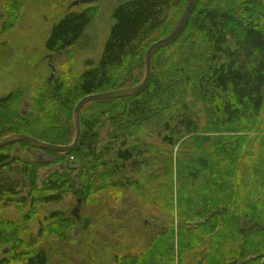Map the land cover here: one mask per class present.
Masks as SVG:
<instances>
[{
    "label": "trees",
    "instance_id": "1",
    "mask_svg": "<svg viewBox=\"0 0 264 264\" xmlns=\"http://www.w3.org/2000/svg\"><path fill=\"white\" fill-rule=\"evenodd\" d=\"M186 2L118 3L99 58L85 60V68L71 78L45 84L29 113L20 110V88L0 95V139L24 133L54 144L71 143L75 104L88 93L139 84L147 47L171 31ZM18 10L13 2L8 25ZM95 14L93 9L65 13L52 25L45 47L69 48ZM80 122L79 142L68 152L26 141L0 148V171L19 163L28 182L23 194L0 179V264L48 263L46 250L17 219L21 213H30L26 220L31 221L40 205L59 202L65 194L91 203L117 188L179 218L140 255H116L117 264L261 263L264 0H196L178 35L153 52L147 85L131 96L86 103ZM107 122L114 132L96 150ZM30 151L48 160L30 157ZM55 163L65 170L52 173L36 189L38 168ZM75 167L78 172L72 175ZM49 213L36 236L63 238L74 219L57 209Z\"/></svg>",
    "mask_w": 264,
    "mask_h": 264
},
{
    "label": "rangeland",
    "instance_id": "2",
    "mask_svg": "<svg viewBox=\"0 0 264 264\" xmlns=\"http://www.w3.org/2000/svg\"><path fill=\"white\" fill-rule=\"evenodd\" d=\"M74 1L0 0V95L20 88V110L25 114L29 113L33 98L45 84L60 77L71 78L85 68V60L99 58L109 34L114 6L132 0L72 4ZM13 2L18 3L19 10L15 13L16 20L8 25V8ZM87 9L95 10V17L75 44L59 51H50L45 47L52 25L62 15ZM156 36L158 32L151 35L152 38ZM113 132L114 126L107 122L100 130L96 150L108 143ZM28 155L41 160L47 157L31 151ZM70 159L73 160V157ZM19 168L20 164L17 163L2 169L0 179L24 194L28 182ZM77 169L75 167L72 175L78 172ZM64 170L62 163L39 167L36 189L41 190L43 180L52 173H62ZM55 209L64 211L66 216L70 215L75 224L63 232V238H53L49 234L36 236L39 223L45 221L49 212ZM74 209L79 221L72 213ZM30 215L21 213L17 219L20 224L29 227L28 231L38 240L39 247L46 250L47 264H117L116 255L118 258L140 255L164 227L172 222L176 226L179 221L178 217L161 207L135 197L131 190L123 193L119 188L106 190L91 203L78 202L75 195L68 193L59 202L40 205L39 213H35L31 221L26 220Z\"/></svg>",
    "mask_w": 264,
    "mask_h": 264
},
{
    "label": "water",
    "instance_id": "3",
    "mask_svg": "<svg viewBox=\"0 0 264 264\" xmlns=\"http://www.w3.org/2000/svg\"><path fill=\"white\" fill-rule=\"evenodd\" d=\"M94 1H97V0H76L72 4L90 3ZM195 1L196 0H187L185 7L183 9V12L181 13L179 19L177 20L176 24L171 29V31L165 36L153 41L147 47L145 51V55H144L145 74H144L142 81L139 84L130 86V87L107 90V91H102V92H97V93H88L85 96H83L75 104L73 111H72L73 122H74V127H75V134H74V138L71 143L67 145L54 144V143H50L47 141L39 140L33 136H30L24 133H13V134H9L3 137L2 139H0V148L10 143H13V142L26 141L35 147L43 148V149H47V150L55 151V152H68V151L73 150L78 144L80 135H81L80 111L82 107L90 101L126 97V96L134 95L138 93L139 91H141L147 85L150 79V76H151V59H152L153 52L158 47L171 42L178 35L182 27L184 26L187 18L189 17ZM47 160L48 159H43L41 161H47ZM260 264H264V254H263Z\"/></svg>",
    "mask_w": 264,
    "mask_h": 264
},
{
    "label": "flooded vegetation",
    "instance_id": "4",
    "mask_svg": "<svg viewBox=\"0 0 264 264\" xmlns=\"http://www.w3.org/2000/svg\"><path fill=\"white\" fill-rule=\"evenodd\" d=\"M76 200L78 201V202H80V201H82L83 202V200H81L80 198H78L77 199V197H76ZM72 213H74L75 215V219H77V221H79L78 219H79V217H78V214L76 213V209H74V210H72Z\"/></svg>",
    "mask_w": 264,
    "mask_h": 264
}]
</instances>
